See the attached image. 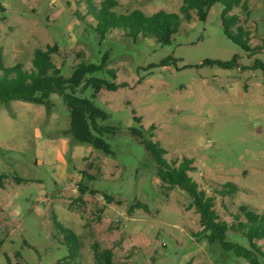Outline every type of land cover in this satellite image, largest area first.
I'll list each match as a JSON object with an SVG mask.
<instances>
[{
  "label": "rangeland",
  "instance_id": "rangeland-1",
  "mask_svg": "<svg viewBox=\"0 0 264 264\" xmlns=\"http://www.w3.org/2000/svg\"><path fill=\"white\" fill-rule=\"evenodd\" d=\"M104 1L0 0L5 66L31 71L35 51L56 45L54 62L69 78L79 63L98 64L107 53L119 88L103 89L94 99L106 112L104 124L125 131L140 117L145 128L154 125V141L170 164L193 159L189 175L215 196L221 220L235 223L241 206L264 214V72L255 64H264V0H245L248 10L230 13L239 16L255 53L224 34L220 3L205 21L192 12L169 45L134 41L118 29L101 40L90 4L99 8ZM113 1L119 15L180 14L183 4ZM235 56L230 68L206 64ZM92 93L77 90L81 97ZM70 130V114L57 94L46 106L0 103V175L9 176L0 188V264H57L69 253L57 222L79 239L77 264H99L96 244L112 252L113 264H249L196 236L202 226L191 197L160 180L141 144L118 135L107 155L74 142ZM228 182L238 191L222 197L218 191ZM136 203L142 208L132 209ZM259 244L264 250V240Z\"/></svg>",
  "mask_w": 264,
  "mask_h": 264
},
{
  "label": "trees",
  "instance_id": "trees-1",
  "mask_svg": "<svg viewBox=\"0 0 264 264\" xmlns=\"http://www.w3.org/2000/svg\"><path fill=\"white\" fill-rule=\"evenodd\" d=\"M217 3L224 7L221 17L224 34L246 52H257V49H253L248 43V33L239 25V16L230 14L237 7L248 10V3L245 0H183L180 14L160 10L151 16L141 10L119 15L113 11L117 5L113 0H105L99 8L92 4L90 6L91 13L97 21L95 31L101 40L111 31L118 29L134 41L140 37L153 38L161 45H169L182 22L191 20L192 12H196L199 20L205 21L210 9ZM56 52V45L46 50L37 49L33 69L27 71L21 64L6 67L0 51V103L26 101L46 106L51 102V96L57 94L63 98L70 114V134L74 142L91 146L107 155L113 154L109 142L113 137L129 136L141 144L154 159L158 167L157 175L169 189L179 187L189 194L192 206L200 215L202 230L196 233L197 237L207 240L210 244H218L223 251L245 259L249 264H264V250L259 244L264 240V214L241 206L240 213L233 215L235 223L229 224L221 220L216 210L215 196L207 195L189 175L194 171L193 159L184 158L179 165L176 162L170 164L165 158L166 150L159 142L154 141V125L145 128L140 117H135V125L125 131L104 124L108 117L106 112L96 105L94 99L103 89L115 91L119 88L114 82L117 78L116 71L107 69V53L98 64L79 63L72 75L66 78L54 62L53 54ZM237 61L238 57L235 56L230 62L206 61V64L230 68L237 64ZM255 64L264 72L262 62L255 60ZM104 75L105 78H102ZM80 88L82 92L92 89L93 93L90 97L78 96L77 90ZM85 174L88 175L87 172ZM8 179L7 174L0 175V188H5ZM15 180L17 183L24 182V179L17 176ZM79 189L82 195L87 192L83 183L79 185ZM237 191V185L228 182L218 193L226 197ZM106 200L111 202L108 196ZM136 208H142V204L136 203L132 206V209ZM57 226L62 230L69 250L68 255L57 264H77L80 252L78 237L59 222ZM229 236L234 238L229 239ZM94 251L99 264H113L110 250H101L96 244Z\"/></svg>",
  "mask_w": 264,
  "mask_h": 264
}]
</instances>
